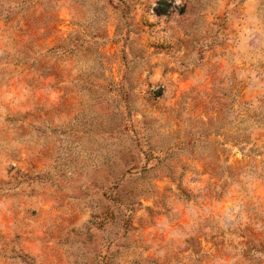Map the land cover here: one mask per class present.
<instances>
[{
    "label": "rangeland",
    "instance_id": "374dc122",
    "mask_svg": "<svg viewBox=\"0 0 264 264\" xmlns=\"http://www.w3.org/2000/svg\"><path fill=\"white\" fill-rule=\"evenodd\" d=\"M0 264H264V0H0Z\"/></svg>",
    "mask_w": 264,
    "mask_h": 264
}]
</instances>
